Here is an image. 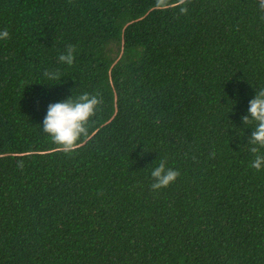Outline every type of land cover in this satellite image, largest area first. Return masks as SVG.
<instances>
[{"label": "trees", "instance_id": "1", "mask_svg": "<svg viewBox=\"0 0 264 264\" xmlns=\"http://www.w3.org/2000/svg\"><path fill=\"white\" fill-rule=\"evenodd\" d=\"M0 29V264H264V0H0ZM70 92L100 103L66 151L40 127Z\"/></svg>", "mask_w": 264, "mask_h": 264}, {"label": "clouds", "instance_id": "2", "mask_svg": "<svg viewBox=\"0 0 264 264\" xmlns=\"http://www.w3.org/2000/svg\"><path fill=\"white\" fill-rule=\"evenodd\" d=\"M183 12L184 9L182 8ZM9 37L7 29H0V40ZM74 59V48L71 45L65 47L59 53L57 60L62 65L70 66ZM62 76L55 69L43 72V82L56 84ZM232 101V105L235 103ZM100 100L96 95L83 92L75 97L72 93L62 100L50 102L46 105L45 114L42 118V132L46 133L53 142L66 151L73 149L79 139L86 133L90 118L97 111ZM231 105V107H232ZM241 123L251 125L250 136L248 137L249 151L254 154L250 166L257 171L264 169V87L255 89L254 94L247 102L246 114L241 116ZM150 188L157 191L173 183L179 176V171L167 165L161 159L158 164L150 170Z\"/></svg>", "mask_w": 264, "mask_h": 264}]
</instances>
